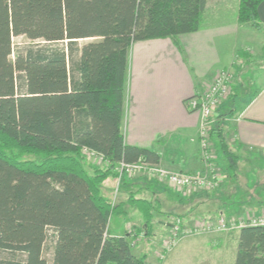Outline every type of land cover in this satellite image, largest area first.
<instances>
[{"label":"trees","instance_id":"obj_1","mask_svg":"<svg viewBox=\"0 0 264 264\" xmlns=\"http://www.w3.org/2000/svg\"><path fill=\"white\" fill-rule=\"evenodd\" d=\"M263 1L239 0V22L260 29ZM206 3L0 0V264H145L128 234L109 233V217L124 203L100 190L119 162H159L156 152L124 142L127 54L137 41L198 31ZM18 36L29 43L14 46ZM83 148L100 154L106 168L90 170ZM23 153L42 159H20ZM127 202L149 233L155 204ZM234 264H264V224L240 228Z\"/></svg>","mask_w":264,"mask_h":264},{"label":"crops","instance_id":"obj_2","mask_svg":"<svg viewBox=\"0 0 264 264\" xmlns=\"http://www.w3.org/2000/svg\"><path fill=\"white\" fill-rule=\"evenodd\" d=\"M238 5L239 0H207L198 31L137 41L128 50L121 124L124 142L156 152L159 163L169 170H204L196 140L199 115L185 103L221 69L234 72L235 84L216 111L213 128L220 130L235 154L258 161V154L264 155V61L253 60L264 47V1L257 9L260 29L239 22ZM217 141L215 133L212 143ZM84 161L90 170L107 166L104 160ZM100 190L113 204L124 203V210L109 217L107 226L112 236L128 234L131 242L144 229L145 264H158L157 253L174 215L189 227L207 218L211 208H218L221 218L223 213L228 215L221 201H216L219 194L213 199L209 195L212 192L194 190L182 196L144 173L119 177L117 164ZM130 196L152 201L158 209L152 222L158 219L147 234L141 212L127 202ZM165 202L173 208L166 209ZM113 217L118 222L112 223ZM168 256L162 259L164 264L170 260Z\"/></svg>","mask_w":264,"mask_h":264},{"label":"rangeland","instance_id":"obj_3","mask_svg":"<svg viewBox=\"0 0 264 264\" xmlns=\"http://www.w3.org/2000/svg\"><path fill=\"white\" fill-rule=\"evenodd\" d=\"M87 41H90V39L80 41L79 43L82 44ZM28 43L29 40L25 36L13 38L14 46L25 45ZM253 60L264 61V47ZM234 84L235 74L233 85ZM233 85L230 95L233 92ZM213 143L211 142L210 148L212 153L211 163L215 173L219 175L220 184L217 189L207 192H212V194H209L211 197L219 194L216 196L220 199L217 198L216 201H221L223 209L228 215L230 214V216L227 217L228 215L223 213L224 217L221 218L218 214V208H211V211L207 214V219L214 222V224L215 221L223 220L226 227H228L225 230H218L213 227L202 229L199 223L196 225L194 224L191 227L184 225L183 223V229L186 230L191 228V231L189 230L188 234H181L179 238L174 241L169 237V229L166 238L162 242V245H160V250L157 253L159 259L158 264L163 263L162 259H164L167 253L169 254L168 259L170 260H167L165 264H234L237 249L236 236L241 226L249 224L254 218L255 220H264V155L259 153L257 156L259 158L258 161L248 156L235 154V152L230 150L232 153L231 155L234 158L231 159V157L227 156V154L222 151L218 141L214 143L215 149L213 152ZM82 156L84 157V154H82ZM20 159H33L39 162L42 157L41 155H36L34 153H23L20 156ZM193 191L194 190L191 189V191L176 192L180 193L182 196L184 194L185 196L190 195ZM198 191L204 192V190ZM218 191H220V193H218ZM213 192L215 193L213 194ZM102 195H104L103 192ZM164 204H166L164 205L166 209L173 208L169 206L168 202H165ZM157 213L158 211L155 215ZM173 217L180 216L174 215ZM131 218L128 220H131ZM116 219L118 218L113 217L112 223L118 222ZM157 219L158 217L155 218L152 223H155ZM122 221L124 220H121L120 222L123 223ZM171 221L173 220H170V226ZM143 232L144 229H140V233L134 235V240L129 242V244L134 255L137 257L145 256L146 258L147 253L142 252L141 240L145 239ZM51 242L52 239L50 235H48L44 248V256L47 258H50L51 256Z\"/></svg>","mask_w":264,"mask_h":264},{"label":"built area","instance_id":"obj_4","mask_svg":"<svg viewBox=\"0 0 264 264\" xmlns=\"http://www.w3.org/2000/svg\"><path fill=\"white\" fill-rule=\"evenodd\" d=\"M234 83V73L230 69H221L215 77L186 100V107L189 110L196 111L199 115L198 130L196 140L199 146V152L202 161L205 164L204 170L199 172L173 171L164 167L159 162L151 163L138 160L133 163H117V174L133 175L135 173H144L160 183L169 185L177 191L204 190L212 191L217 189L220 184L219 175L215 173L212 166V131L213 117L222 102L228 98ZM84 158L92 161L104 160L103 157L95 151L83 148L81 151ZM170 226V238L172 241L179 238L181 234L189 233L188 229H183V222L180 217H173ZM202 229L216 228L218 230L227 229L223 220L210 221L207 218L199 222ZM264 224V220H251L246 225ZM215 225V226H214ZM199 226V225H198ZM245 226V225H242ZM241 226V227H242ZM191 231V230H190ZM166 247V246H165Z\"/></svg>","mask_w":264,"mask_h":264}]
</instances>
